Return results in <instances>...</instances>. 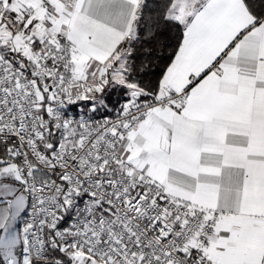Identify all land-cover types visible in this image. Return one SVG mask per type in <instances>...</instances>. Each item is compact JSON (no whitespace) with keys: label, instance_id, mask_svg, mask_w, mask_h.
I'll return each mask as SVG.
<instances>
[{"label":"snow or ice","instance_id":"1","mask_svg":"<svg viewBox=\"0 0 264 264\" xmlns=\"http://www.w3.org/2000/svg\"><path fill=\"white\" fill-rule=\"evenodd\" d=\"M0 264H264V0H0Z\"/></svg>","mask_w":264,"mask_h":264}]
</instances>
